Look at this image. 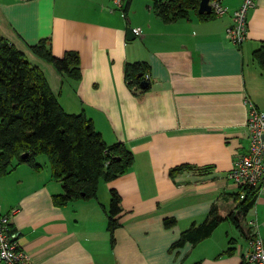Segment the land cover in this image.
<instances>
[{
	"label": "crops",
	"instance_id": "1",
	"mask_svg": "<svg viewBox=\"0 0 264 264\" xmlns=\"http://www.w3.org/2000/svg\"><path fill=\"white\" fill-rule=\"evenodd\" d=\"M124 1L125 16L111 0H0V40L44 71L67 111H85L107 143L124 142L135 155L96 198L63 204L55 201L64 189L47 158L39 170L21 163L0 174L1 210L16 209L10 228L35 264H242L251 251L248 219L257 218L264 237V183L245 214L233 196L241 184L228 173L249 143V102L264 111V69L254 57L264 42V0L250 9L241 44L227 32L241 0H222L230 9L224 16L191 11L174 21L162 19L154 0ZM129 26L141 34L129 39ZM44 38L58 57L79 53V80L34 53L31 46ZM135 61L148 68L143 92L126 79V64ZM181 165L187 167L172 176ZM111 189L122 206L114 241ZM214 209L225 219L209 237L171 248ZM166 217L177 223L166 226Z\"/></svg>",
	"mask_w": 264,
	"mask_h": 264
},
{
	"label": "trees",
	"instance_id": "2",
	"mask_svg": "<svg viewBox=\"0 0 264 264\" xmlns=\"http://www.w3.org/2000/svg\"><path fill=\"white\" fill-rule=\"evenodd\" d=\"M200 0H154V8L165 21L188 17L191 11L200 18L214 17L199 14ZM34 53L54 64L67 76L79 80L82 76L80 55L75 50L62 57L54 55L51 43L44 38L31 46ZM256 61L264 69V42L254 52ZM148 68L142 61L128 62L125 75L129 86L138 85L146 79ZM139 74H142L140 77ZM27 153L24 157L23 154ZM45 155L52 176L62 182L64 191L55 195L59 204L82 198H96L102 181H110L131 168L134 152L124 143H107L94 127L92 119L81 111H67L52 90L44 71L32 64L24 53L5 39L0 40V174L4 175L21 163L39 170L43 167L38 156ZM187 167L181 165L170 170L173 176ZM193 167V166H192ZM204 169V167H198ZM259 188L241 184L233 194L238 207L247 213L255 204ZM108 214V231L114 241V232L121 212V196L111 189ZM213 210V209H212ZM238 227L241 221L231 213L229 216ZM225 217L215 212L202 223L193 224L181 232L171 248L193 245L209 237ZM177 223L174 217H166L164 224L171 227ZM14 231V230H13ZM229 248L227 251H232ZM246 260L242 264H249ZM194 264H200V261Z\"/></svg>",
	"mask_w": 264,
	"mask_h": 264
},
{
	"label": "built area",
	"instance_id": "3",
	"mask_svg": "<svg viewBox=\"0 0 264 264\" xmlns=\"http://www.w3.org/2000/svg\"><path fill=\"white\" fill-rule=\"evenodd\" d=\"M112 9H117L126 15L124 0H111ZM212 14L224 16L230 12L222 0H210ZM256 0H241L240 5L231 12L232 24L227 32L234 44L243 43L248 37V14ZM136 35L141 34V28H133ZM146 78L149 75L146 74ZM246 127L249 143L244 153H240L235 160L234 167L229 171L228 178L255 188H261L264 183V111L249 102ZM4 213L0 207V263L4 264H35L27 250L21 247L18 235L10 228L12 214ZM250 232L251 251L246 255L250 263L264 262V237L256 217L247 220Z\"/></svg>",
	"mask_w": 264,
	"mask_h": 264
},
{
	"label": "water",
	"instance_id": "4",
	"mask_svg": "<svg viewBox=\"0 0 264 264\" xmlns=\"http://www.w3.org/2000/svg\"><path fill=\"white\" fill-rule=\"evenodd\" d=\"M197 10H198L199 14H211L212 8H211L210 0H200V3L198 5ZM127 31H128V38L129 39H134L136 37L135 33L133 32V28L131 26L128 27ZM139 76L141 77L142 74H139ZM149 83L150 82L147 79H142V81H141V85L143 87L148 86ZM23 156L26 157L27 153H24Z\"/></svg>",
	"mask_w": 264,
	"mask_h": 264
},
{
	"label": "rangeland",
	"instance_id": "5",
	"mask_svg": "<svg viewBox=\"0 0 264 264\" xmlns=\"http://www.w3.org/2000/svg\"><path fill=\"white\" fill-rule=\"evenodd\" d=\"M43 158L46 159L47 157H46L45 155H40L37 159H38V161H39L40 163H44L45 161H44ZM100 185H101V186H100L101 190H103V188L106 186V185H105V181H102ZM105 189H106V187H105ZM106 190H107V189H106ZM102 195H103V193H102ZM107 196H108V192H107ZM238 237H239L240 240H243V238L241 237V234H239V233H238Z\"/></svg>",
	"mask_w": 264,
	"mask_h": 264
}]
</instances>
